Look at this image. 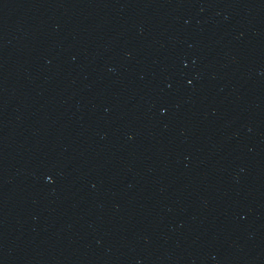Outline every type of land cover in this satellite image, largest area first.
Masks as SVG:
<instances>
[{"label":"water","instance_id":"95a60500","mask_svg":"<svg viewBox=\"0 0 264 264\" xmlns=\"http://www.w3.org/2000/svg\"><path fill=\"white\" fill-rule=\"evenodd\" d=\"M0 264H264V0H0Z\"/></svg>","mask_w":264,"mask_h":264}]
</instances>
